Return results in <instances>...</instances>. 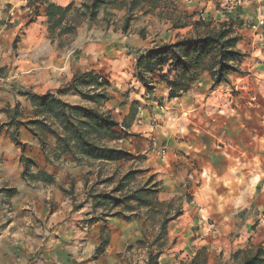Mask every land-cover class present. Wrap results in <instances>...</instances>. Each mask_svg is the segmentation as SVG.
Wrapping results in <instances>:
<instances>
[{
    "label": "crops",
    "instance_id": "crops-1",
    "mask_svg": "<svg viewBox=\"0 0 264 264\" xmlns=\"http://www.w3.org/2000/svg\"><path fill=\"white\" fill-rule=\"evenodd\" d=\"M43 1L61 7L72 3L78 12H84L82 3L85 0H41L37 15H32L34 8L26 5L27 0H0V264H121L119 253L134 246L133 243L144 242L143 229L138 221L143 211L153 209L165 199L175 196L173 191L168 193V182H165L163 175L166 169L173 168L180 169L182 177L188 173L187 178L191 182L197 173L202 176L218 168V173L212 171L238 185L250 172L253 174L255 171V177L252 178L254 188L250 195L244 197L245 201L240 207L223 215L221 229L225 236L230 233L233 235L232 244L240 249L255 241L262 242L264 233L257 236L259 231L253 233L250 230L253 220H257V214L264 207V24H257L261 13L256 0L249 3L245 1L236 10L237 14L232 13V7L221 14L215 5L211 6L213 0H208L205 14L209 13V16L204 20L207 26L200 28L203 33L193 23L196 20L193 10L201 6V0H171V4L169 0H140L132 10L127 0L119 7H101L93 20L84 17L87 32L85 34L84 29H77L75 40L80 41L82 46L74 70L77 76L93 71L109 84L106 88L108 99L96 105L111 114L118 123V130L127 132L119 143L111 141L110 145L130 155L114 162L92 159L77 161L69 152L59 153L54 139L51 147H37L33 136L25 129L18 130L19 141L25 147H18L12 140V128L4 126L8 120L4 109L16 103L29 108L24 97L14 89L15 86L4 81L11 78L14 82L18 79L21 67L24 68L14 57L34 56L43 40L32 27L37 23H46V5ZM165 3L173 7L175 12L186 16L180 25H175L171 18L158 17ZM129 13H132L133 18L127 27L121 25L114 33L111 23L118 19L124 22ZM262 15L264 17V11ZM229 18L233 19V32L238 36L236 48L242 54L236 63L238 71L228 72L226 80L218 84H213L210 75L204 71L200 79L193 81L177 98H169V88L158 77L160 72H154L149 83L153 86L148 91L151 94L143 95L141 91L135 94L137 83L131 74L135 72L138 49L152 48L158 40L174 43L183 37L203 35L218 29ZM29 19L32 22L26 26L28 31L21 35ZM102 19L106 21L103 28L94 25ZM151 20L160 27H147ZM134 21L139 22L138 26H146L144 36L133 33ZM138 26L137 30L140 28ZM165 29H168L167 32ZM17 37L20 39L17 40ZM116 39L122 43L116 45ZM151 39L155 42H151ZM47 46L49 49V40ZM168 69L164 66L161 73L168 72ZM48 72L47 86L54 81L49 79ZM117 72H121V75H115ZM8 73L9 77H6ZM124 90H129L128 95L123 93ZM69 97L77 104H87V101L72 92H69ZM149 97L164 102V108L155 106L150 112L146 110L148 108L141 109L143 105L140 102ZM136 100L140 102L136 103ZM135 106H138L136 112L132 110ZM152 118L157 120L155 126L148 125ZM161 146L166 148L164 155L159 152ZM21 154L35 160L37 167L32 172H46L61 187L69 177L74 176L78 191L77 205L69 209L67 198H63L60 203L62 206L47 216L30 209L33 198L38 194L37 189L43 185L22 178ZM133 160H137L135 162L139 164V169L144 171L142 174L153 175L155 181L148 182L147 175L140 186L134 180L130 181V189L134 184L136 187H149L156 181L161 182L151 205L137 206L131 201V208L123 204L110 209L109 206H98L97 199H93L92 195L104 189L101 187L103 183L91 184L97 181L95 170L115 166L128 168ZM195 166L203 172L192 170ZM113 171L101 173L99 177L112 176L115 180L118 175ZM85 173L91 179L86 185L83 178ZM90 173L93 174L90 176ZM92 185V191L88 194ZM6 190L12 191L10 198L6 196ZM5 199H9L11 204L9 211L4 209ZM187 206L184 203L182 213L170 220L169 234L182 233L183 239L185 234L187 239L193 236L189 227L191 225L185 224V216L186 210L193 215L196 210L192 205ZM102 241H106L102 252L96 254ZM156 264L173 263L164 262L159 257Z\"/></svg>",
    "mask_w": 264,
    "mask_h": 264
},
{
    "label": "rangeland",
    "instance_id": "rangeland-1",
    "mask_svg": "<svg viewBox=\"0 0 264 264\" xmlns=\"http://www.w3.org/2000/svg\"><path fill=\"white\" fill-rule=\"evenodd\" d=\"M41 0H27L26 5H28L29 8L33 7L32 15H37V8L39 7V3ZM208 0H201L202 4L200 7L193 10V14H195L196 20L201 21V24L199 26L200 33H203L201 27H206V22L204 21L208 16L209 13L205 14V8H206V2ZM236 0H213L211 3V6H214L220 10V13L223 14L222 11H225L229 7L235 6ZM249 3L250 1L255 0H241V3L239 4L240 7H242L244 2ZM172 1L169 0V4H171ZM205 3V4H204ZM256 3H258V6L260 7V13L264 11V0H256ZM164 4V10H160L161 13L158 14V17L161 16V18L164 19H173L174 24L180 25L183 20L185 19V15L179 14L175 12L174 8L170 5ZM230 9V10H231ZM131 17L133 16L132 13L128 14ZM127 15V16H128ZM191 16V15H190ZM133 18V17H132ZM68 22L66 25H69L70 29L65 30L63 32H60L59 28H57L53 33H51L47 26V20L46 23H37L35 25H32L33 28H35V31L38 32L43 40H41V44L36 48V53L34 56H23L20 55L17 57V55L14 58H18L20 65H24V68L21 67L20 71L18 72V79L14 80L12 82L11 78L9 80H5L4 83L13 84L15 87L14 89L17 91V93L24 97V100L26 104L29 106V108L21 103H16L13 107H7V109H4L5 113L7 114L8 120L4 123V126L7 128H12L11 136L15 134L16 138L19 141L18 137V130L27 129L23 123L30 119L38 118L35 115L34 107L28 100V98L24 95L20 94L21 90H29L38 94H44L46 92H51L57 94L63 101L68 102L70 104H77L72 98L69 97V92H72L73 94H76L80 96L78 93H76L72 88L73 79L77 76L75 69V64L79 57V48L82 46L81 42H77L75 40V36L77 33V29L79 28L84 29V32L86 34V23L84 16L81 14V12H78L74 8L68 12L67 16ZM195 20V21H196ZM214 21V20H213ZM29 22H32L31 19H29L25 23V27L23 31L20 32V34H25L28 31V28L26 27ZM123 20L118 19L117 21H113L111 23L112 30L114 33H116V30L121 27L123 24ZM137 21H134L133 24L135 25L133 29V33H137L139 36H144L145 32H147L146 26H138ZM211 22H209L210 24ZM217 23V22H216ZM227 23V22H223ZM106 24L105 20H101L98 23H94V25L98 26L99 28H103ZM208 24V25H209ZM222 24V23H221ZM220 24V25H221ZM140 27L139 30H137V26ZM152 28H159L160 25H156L155 21L151 20L148 23L147 27ZM90 28V27H89ZM124 28V27H123ZM215 28V25H214ZM168 29H165L164 31L167 32ZM20 39V37H17V40ZM47 40L50 42V47L48 49L47 46ZM16 40L14 41L15 44ZM150 42V41H149ZM151 42H155L153 39H151ZM170 43V40H158L157 43H154L151 47L158 46L162 43ZM122 42H119V39L115 40L116 45H120ZM132 48V47H131ZM133 49V48H132ZM151 49V48H149ZM48 52H50L48 54ZM137 60V57H136ZM48 62V63H47ZM136 64V61H135ZM62 68L60 70L59 68ZM49 66V68H47ZM118 67V66H117ZM116 67V68H117ZM47 71L49 74V79L53 83H50L47 86ZM54 74V76H53ZM115 75H121V72L115 73ZM135 75V76H134ZM160 75H167L169 79L173 78V75L168 74L167 72L161 73ZM6 77H9V73L5 75ZM131 77L135 78V82L137 83L135 94H138L140 91L143 93V95L151 94L148 91H151L153 89V86H151L149 83L151 82V75L147 76L146 84H144L142 81H140L136 75V71L134 74H131ZM159 79L162 81L161 77L158 76ZM68 80L66 81V79ZM200 79V77H199ZM131 80V79H130ZM164 82V81H163ZM84 89V88H82ZM170 91V90H169ZM129 90H124L123 93L128 95ZM170 93V92H169ZM81 97V96H80ZM170 98V97H169ZM177 98V97H173ZM83 99V98H81ZM143 99V98H142ZM87 101V104H78L85 107H92L96 108L100 111L102 109L98 108L96 104L91 102L87 99H83ZM139 100H136V103H139ZM93 103L95 105L90 106L89 104ZM142 108L146 109L147 111H151L150 109L152 107L157 106L160 108V106L164 107V102L162 103L161 100H158L157 98H147L143 99ZM148 105V106H146ZM17 108L15 109V107ZM138 106H135L132 110L137 111ZM106 112V111H102ZM134 115V114H133ZM12 121V123L7 124V122ZM157 123L156 118H152L149 120L148 125L149 126H155ZM54 128V127H53ZM56 128V127H55ZM155 129V127H152ZM118 130V129H117ZM39 138L38 136H33V139L36 141L37 147H42L45 149L46 147H51L52 140H55V137L51 134H48L47 132H44L41 128L38 130ZM123 131V130H118ZM42 139V140H41ZM120 139L115 140L117 143H119ZM14 143V141H13ZM111 142H107L108 145H110ZM15 144V143H14ZM158 144V143H157ZM160 144H163L160 142ZM16 145V144H15ZM25 147V144L21 143L19 141V145H16L18 147L21 146ZM55 146H56V140H55ZM111 146V145H110ZM72 155V154H71ZM73 156V155H72ZM74 157V156H73ZM30 158V157H28ZM47 160V156H45ZM33 160V164L29 165V170L32 172L34 170L33 168H36V163L33 158H30ZM78 161V160H77ZM137 160H133L130 167L126 168L124 166H115L113 167H100L98 170H95L96 173V183L91 182L93 185H99L103 183L101 186L102 193H109L112 191L114 187L118 184V180L120 177L125 174L129 170H140V172L134 174L131 181H135L136 185L140 186L139 184L142 183L146 177H148L147 181H155L153 179V175L150 174H142L144 171L139 169V164L135 162ZM192 163V162H189ZM112 170L116 171V174L118 175L117 179L113 180V177H99L101 173L106 172H112ZM192 170H197L198 172H203L202 169L195 167H192ZM219 172L220 170L217 169H211V174L206 173L205 175L200 176L199 173H197L196 177L192 178L193 182L188 180L187 175L185 174V177H182L181 174H179L180 169L173 168V170L166 169L164 172V180L167 181L168 184H166V187L168 189V193L174 192L175 196L169 200L165 199L161 204H158V206H154L153 209H150L148 211H143V215L138 218V221L140 222V225L143 229L144 234V242L141 243H133L134 246L127 247L123 252L119 253L120 263L121 264H146L147 258L149 252L155 255L159 252V257L162 261L170 263L172 261L173 264H234L236 263L234 253L236 250H239L240 248H237L232 243V236L231 233L229 236H225V232L221 229L222 228V219L223 215L227 213L231 209L235 210L238 207H240L241 203H243L244 197L247 195L249 196L251 193V189L254 188L253 180L252 178L255 177V171H253V174L250 172L248 177L241 182L240 185L237 184V182H231L228 179H222L217 173L215 174L213 171ZM113 171V172H114ZM190 172V170H189ZM34 173V172H33ZM36 173V172H35ZM94 173V172H93ZM90 173V176L93 174ZM181 173V172H180ZM85 173V176L83 178L85 179V185L88 181L91 179L88 177ZM148 175V176H147ZM208 175V176H207ZM207 176V177H206ZM110 178V180H107ZM42 179V180H41ZM99 179L101 181H99ZM35 182H40L43 187L38 188V194L35 198H33V202L30 205V209L32 208L37 214L41 216H47L49 212L52 210H57L58 207L62 206L60 203L62 202L63 198H67L68 205L67 207L70 209V207H75L77 205V197H78V191L75 187V177L72 176L71 178H68V181L66 184L61 187L60 185H57L53 179L52 183H47V181H44L43 178L40 177V180H32ZM130 182V181H129ZM158 183V186L161 184V182L156 181ZM132 185L130 189L129 183L124 187V189L120 191H116L111 193L114 197L122 198L123 195L126 193L133 191L135 189H139L141 187H136ZM233 184V185H232ZM84 185V186H85ZM92 187H90L89 192L92 191ZM90 186V184L88 185ZM146 186V185H145ZM152 183L148 188L157 189L160 188ZM86 187V186H85ZM159 188V189H158ZM107 190V191H105ZM7 193L6 196L10 198L12 196L11 190H6ZM157 192V191H156ZM260 188L257 189V193L259 194ZM44 195V196H42ZM96 195V194H95ZM93 196V195H92ZM155 197V192L152 194V200ZM239 197V198H238ZM242 198V199H241ZM4 203V209L5 211H9L11 209V204L9 202V199H5L3 201ZM187 203V207H194L195 212L194 215L190 214V211L186 210L187 214L185 216V224L188 223L191 225L190 230L192 233V237L186 238L187 234L184 235L185 239L182 237V233L174 232L172 235L169 234V226L170 220L176 218L178 215L182 213L181 209L183 208V204ZM125 209V208H124ZM71 212V211H70ZM264 214V207L261 208L260 212L257 214V220H253V224L250 226V230L253 231V233H257L260 236L259 233H264V222L258 221L259 217ZM245 217V216H244ZM242 217V218H244ZM169 219L168 223L166 224V234H161L160 225L162 220ZM236 236V235H235ZM264 237V235H263ZM47 236L45 237L46 240ZM264 239V238H263ZM44 240V241H45ZM43 241V243H44ZM263 242V243H262ZM262 242H254L251 245H261L264 248V240ZM247 247V246H246ZM36 252V257H37ZM158 257V258H159ZM157 258V259H158Z\"/></svg>",
    "mask_w": 264,
    "mask_h": 264
},
{
    "label": "trees",
    "instance_id": "trees-1",
    "mask_svg": "<svg viewBox=\"0 0 264 264\" xmlns=\"http://www.w3.org/2000/svg\"><path fill=\"white\" fill-rule=\"evenodd\" d=\"M126 1L85 0L82 3L84 12L82 11L81 14L84 17L87 16L89 20H93L101 7H119L125 4ZM139 1L129 0L130 10L134 9ZM43 2L46 5L45 15L49 31L53 33L57 28L60 32L70 29L66 23L68 22V12L73 9L72 3L66 7H61L52 2ZM239 8V5L233 7L231 9L232 13L237 14L236 10ZM130 20L131 16L128 15L124 20V28L127 27ZM193 23L198 26L201 21L196 20ZM233 23V19L229 18V21L222 23L218 29L207 31L203 35L183 37L174 43H162L151 49H138L135 64L138 79L146 84L148 75L161 72L164 66H167L169 68L167 73L173 75V78L169 79L167 75L160 76L170 90V98L179 97L193 81L199 80L204 71L210 75L213 84L225 81L228 72L238 71L236 63L242 56L236 48L238 36L233 32ZM108 85L107 81L90 71L76 76L73 79L71 88L81 98L99 103L108 99L106 93ZM20 94L28 98L34 107L35 115L38 117L26 121L23 125L35 137L41 138L38 133L40 128L44 132L53 135L56 140L55 147L59 153L69 152L78 161L92 159L114 162L130 156L123 149L107 144V142L121 139L127 135L126 131L120 132L117 130L118 123L110 113L92 107L70 104L51 92L38 94L29 90H21ZM10 123L12 121L7 122V124ZM12 140L16 145H19L15 134L12 135ZM21 152H23V148ZM20 161L23 164L22 178L40 180L41 177L47 183H52L53 178L46 172L39 170L33 173L29 170V165L34 163L32 159L21 154ZM138 172L140 170L127 171L120 177L118 184L110 194L101 192L93 195L92 198L97 199L96 204L98 206H109V209L120 204L131 208L129 205L131 201L135 202L137 206L151 205L152 194L157 189L151 190L146 186L126 193L122 198L111 195L113 192L124 189L127 183L132 180L134 174ZM107 180H110V178ZM154 185L156 187L158 183H154ZM168 221L167 218L162 220L160 225L161 234H166L165 229ZM105 243L106 241H102L101 248L96 254L102 252ZM234 256L236 264H264V248L261 245H250L236 250ZM158 257L159 252L155 255L149 252L146 264H156Z\"/></svg>",
    "mask_w": 264,
    "mask_h": 264
},
{
    "label": "built area",
    "instance_id": "built-area-1",
    "mask_svg": "<svg viewBox=\"0 0 264 264\" xmlns=\"http://www.w3.org/2000/svg\"><path fill=\"white\" fill-rule=\"evenodd\" d=\"M235 3H236V5H239V4L241 3V0H236ZM257 24H258V25H262V24H264V17H263L262 14H261L260 17L258 18V20H257ZM163 108H164L163 106H160V109H163ZM159 152H160V154H163V155H164L165 152H166V148H165V146H161V148L159 149ZM258 221H260V222H264V214L261 215V216L259 217Z\"/></svg>",
    "mask_w": 264,
    "mask_h": 264
}]
</instances>
